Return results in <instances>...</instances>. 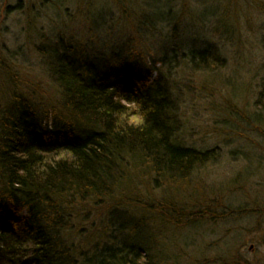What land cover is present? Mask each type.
Returning <instances> with one entry per match:
<instances>
[{"label":"rangeland","instance_id":"rangeland-1","mask_svg":"<svg viewBox=\"0 0 264 264\" xmlns=\"http://www.w3.org/2000/svg\"><path fill=\"white\" fill-rule=\"evenodd\" d=\"M162 4L0 0V120L24 106L40 131L85 125L62 108L51 51L126 88L161 74L177 142L220 156L187 187L130 166L110 196L70 209L65 241L84 251L126 238L158 264H264V0H180L168 23ZM190 51L206 54L191 63Z\"/></svg>","mask_w":264,"mask_h":264},{"label":"trees","instance_id":"trees-1","mask_svg":"<svg viewBox=\"0 0 264 264\" xmlns=\"http://www.w3.org/2000/svg\"><path fill=\"white\" fill-rule=\"evenodd\" d=\"M147 1L163 3L161 23L170 22L180 5V0ZM48 53L54 57L49 72L63 110L85 125L68 134L57 127L40 131L28 122L24 106L0 120V264H158L143 244L126 238L84 251L66 242L64 230L74 222L68 212L110 196L130 166L140 165L165 184L187 187L188 176L219 153L177 142L178 109L161 74L126 88L125 81L109 84L91 74L86 57L77 66ZM205 54L190 51L189 60ZM18 93L12 97L23 102Z\"/></svg>","mask_w":264,"mask_h":264}]
</instances>
